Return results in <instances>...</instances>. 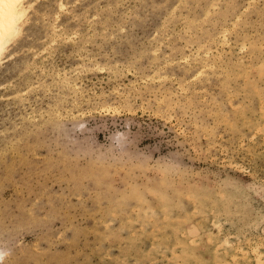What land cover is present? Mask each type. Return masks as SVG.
<instances>
[{
  "label": "rangeland",
  "instance_id": "1",
  "mask_svg": "<svg viewBox=\"0 0 264 264\" xmlns=\"http://www.w3.org/2000/svg\"><path fill=\"white\" fill-rule=\"evenodd\" d=\"M28 1L0 264H264V0Z\"/></svg>",
  "mask_w": 264,
  "mask_h": 264
},
{
  "label": "bare ground",
  "instance_id": "2",
  "mask_svg": "<svg viewBox=\"0 0 264 264\" xmlns=\"http://www.w3.org/2000/svg\"><path fill=\"white\" fill-rule=\"evenodd\" d=\"M28 7V0H0V62L11 41L20 34Z\"/></svg>",
  "mask_w": 264,
  "mask_h": 264
},
{
  "label": "clouds",
  "instance_id": "3",
  "mask_svg": "<svg viewBox=\"0 0 264 264\" xmlns=\"http://www.w3.org/2000/svg\"><path fill=\"white\" fill-rule=\"evenodd\" d=\"M3 255H4L3 253H0V259H3Z\"/></svg>",
  "mask_w": 264,
  "mask_h": 264
}]
</instances>
